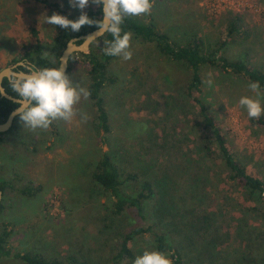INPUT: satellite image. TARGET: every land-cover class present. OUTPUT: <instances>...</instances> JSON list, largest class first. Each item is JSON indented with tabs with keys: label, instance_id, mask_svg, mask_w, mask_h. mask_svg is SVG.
<instances>
[{
	"label": "rangeland",
	"instance_id": "rangeland-1",
	"mask_svg": "<svg viewBox=\"0 0 264 264\" xmlns=\"http://www.w3.org/2000/svg\"><path fill=\"white\" fill-rule=\"evenodd\" d=\"M21 1L0 0V69L36 42L48 52L59 26L42 23V14L59 13L73 20L81 14L69 0H47L55 5L28 0L37 6L32 11L36 17L24 18L15 9ZM96 8L89 0L83 11ZM229 11L240 14L245 33L226 45L228 57L239 59L241 52L264 65V0H154L151 12L136 18L155 22L177 42L199 37L209 49L226 38L224 19ZM131 51L130 60L117 56L109 66L116 77L103 91L110 133L97 128L95 108L83 97L71 121L56 119L47 129L32 130L19 118L0 133V182H8L0 201L4 205L0 225L11 230L8 247L13 252L0 257V264H25L13 254L27 251L60 257L72 253L94 264H116L110 258L117 232L151 221L178 237L191 264H264L258 237L249 239L246 233L255 220L252 212L243 210L254 203L227 178L221 160L201 148L207 134L193 127L195 110L183 91L187 69L133 35ZM66 74L86 88L87 67L79 55ZM202 79V94L229 151L248 173L264 179V125L253 123L239 104L242 96H249L264 106V95L253 92L245 79L222 75L213 67L203 68ZM105 150L124 169L163 185V197L148 204L146 218L132 209L118 217L111 214V197L91 178L93 165ZM25 185L33 195L19 191ZM124 188L134 191L131 185ZM195 200L209 212L208 222H196L185 213ZM131 248L134 257L119 264H134L146 249H155L149 234L136 237Z\"/></svg>",
	"mask_w": 264,
	"mask_h": 264
},
{
	"label": "trees",
	"instance_id": "trees-1",
	"mask_svg": "<svg viewBox=\"0 0 264 264\" xmlns=\"http://www.w3.org/2000/svg\"><path fill=\"white\" fill-rule=\"evenodd\" d=\"M48 3L47 0H41ZM55 5V4H50ZM90 18L94 20L101 19V5H97L96 9L86 11ZM226 38L217 46L206 48L203 41L199 37H195L186 42H177L170 38L171 33L158 29L155 22H143L135 17H126L121 25L122 32H131L132 35L140 39L142 42L151 43L155 46L158 53L164 56L171 63L184 65L188 71V78L183 86L185 98L188 99L194 108V124L193 127L202 129L207 138L202 142L201 148L209 155H216L221 160V165L227 173V178L235 183L241 190V194L246 201L253 202V206L244 212H252V221L255 225L251 226V230L247 233L248 237L253 235L258 237L257 250L262 254L264 260V179L256 177L246 170L245 164L241 159L233 155L227 145L226 137L209 111L208 100L203 96L201 86L203 84L202 71L205 67H213L219 69L222 75L232 76L239 79H245L249 85L251 82H259V91H264V65L255 62L253 59L247 58L241 54L239 59H231L228 57L226 45L239 34L245 33L240 14L236 12H227L225 14ZM57 27V26H55ZM98 26L84 25L79 31H72L71 28L57 27V34L48 44V52L43 50L40 42L26 47L24 54L13 60L29 61L37 68L58 67L59 56L66 42L80 34H84ZM33 35L37 32L32 29ZM113 39L110 33L102 36L103 45L99 47L97 41L91 43L87 52L74 53L68 61L67 72L70 69V63L75 60L77 55L84 59L87 67L88 82L86 89L89 91V99L95 108V118L97 128L104 133L111 132L110 115L107 110L103 91L107 85L113 84L116 77L110 73L109 66L117 56H108L104 54V48L107 42ZM6 67V66H5ZM20 70L26 71L23 67ZM66 72V73H67ZM2 86L4 90L13 97L20 98L10 87L9 79L3 78ZM18 106V103L6 98H0V122H3L11 110ZM16 116L14 122L18 120ZM257 125H264V116L250 118ZM13 122V123H14ZM13 127H10V129ZM217 154H216V153ZM93 182L101 189V191L111 197L110 210L114 217L121 216L127 209L135 211L136 215L146 218L145 211L148 204L154 200L160 201L163 197L162 186L158 181L151 178L140 177L134 171H128L121 167L115 160L110 150L102 151L98 159L93 165L91 171ZM131 185L134 191H126L124 186ZM136 185V186H135ZM161 185V187H160ZM8 186V182H0V190L2 193ZM11 188V187H10ZM23 194L33 195V189L25 185L19 189ZM155 203V204H156ZM203 203L195 200L193 205L188 208L186 214L190 215L196 222H208L210 219L209 212L200 208ZM163 205V204H162ZM153 206V204H152ZM4 208L0 202V213ZM160 208L159 222H163V212ZM191 222V221H190ZM188 223V222H187ZM184 224V222H183ZM186 225V222H185ZM11 230L7 224L0 225V257H8L13 252L8 247ZM149 234L152 237V243L156 250L164 251L170 254L173 264H191L183 253L180 240L174 235L168 234L162 230L154 221L145 222L142 225L136 224L125 231H118L116 234V250L112 254L110 260L119 264L123 260L133 258L132 244L136 237ZM249 237V239H250ZM14 257L21 259L25 264H94L91 260L80 257L72 253L63 256H46L38 252L27 251L24 253L15 252Z\"/></svg>",
	"mask_w": 264,
	"mask_h": 264
},
{
	"label": "clouds",
	"instance_id": "clouds-1",
	"mask_svg": "<svg viewBox=\"0 0 264 264\" xmlns=\"http://www.w3.org/2000/svg\"><path fill=\"white\" fill-rule=\"evenodd\" d=\"M72 7L79 8L81 14L78 19H69L65 15L53 13L42 14V23H48L62 28H71L79 31L84 25H97L98 32L90 35L87 42L92 43L98 36L110 33L113 39L107 42L104 54L108 56H119L124 60L132 58L131 32H122L121 25L126 17L142 16L151 12L154 0H92V3L101 5L103 18L94 20L83 11L89 0H69ZM26 71L11 72L8 74L11 89L21 98L17 101L20 107L17 109L21 121L25 127L32 130L47 129L51 122L56 119L71 121L76 115V105L81 98L87 99L89 91L73 83L66 74L65 68L60 62L58 67L37 68L34 65L25 64ZM211 80L208 81L211 84ZM249 88L259 94V82H251ZM239 104L246 108L251 118L258 119L264 113L258 98L242 96ZM85 120L87 116L83 117ZM134 264H173L170 254L164 251L152 249L145 250L138 255Z\"/></svg>",
	"mask_w": 264,
	"mask_h": 264
},
{
	"label": "water",
	"instance_id": "water-1",
	"mask_svg": "<svg viewBox=\"0 0 264 264\" xmlns=\"http://www.w3.org/2000/svg\"><path fill=\"white\" fill-rule=\"evenodd\" d=\"M102 18H103V8L101 6V19ZM97 32H98V27L94 28V29H92V30H90L84 34H80L78 36H74V37L70 38L66 42V44H65V46H64V48H63V50L59 56L58 66H59L60 62H62L63 66L65 68V72H67L68 61H69L70 56L74 53L87 52L90 45H91V43L87 42V38L90 35L96 34ZM102 36H98L95 39V41L98 42L99 47H102V45H103ZM20 65L24 66V63L22 61H18V62L14 63L10 66H6V67L0 69V97H4V98L9 99V100L16 102V103H18L17 101H19L21 98H16V97H13L10 94H8L2 86V81H3V78H8V74L11 72H23V70H17V67ZM19 107H20V105L18 103V106L10 111L7 118L3 122H0V133L5 132V131L10 129V127L12 126V124L14 122V119L16 118V116H18L17 109ZM1 197H2V190H0V201H1Z\"/></svg>",
	"mask_w": 264,
	"mask_h": 264
},
{
	"label": "crops",
	"instance_id": "crops-1",
	"mask_svg": "<svg viewBox=\"0 0 264 264\" xmlns=\"http://www.w3.org/2000/svg\"><path fill=\"white\" fill-rule=\"evenodd\" d=\"M37 1V0H36ZM15 9L17 10V12H19V14H21L24 18H33V17H36L34 14H32V11L34 9H37V6L36 4H34L32 1H28V0H23L21 1L20 3H18L16 6H15ZM24 11H29L31 13L29 14H23ZM20 15V16H21ZM18 15H16L17 17ZM18 18V17H17Z\"/></svg>",
	"mask_w": 264,
	"mask_h": 264
},
{
	"label": "flooded vegetation",
	"instance_id": "flooded-vegetation-1",
	"mask_svg": "<svg viewBox=\"0 0 264 264\" xmlns=\"http://www.w3.org/2000/svg\"><path fill=\"white\" fill-rule=\"evenodd\" d=\"M19 61H22V62L24 63V65H25V64H31L29 61H26V60H19ZM16 62H18V61H16ZM16 62H15V63H16ZM13 64H14V63H13ZM11 65H12V64H11ZM31 65H32V64H31ZM20 67H23V68L25 69L24 66H21V65H20V66L17 67V70H20ZM7 79H8V78H7ZM0 98H4V97H0Z\"/></svg>",
	"mask_w": 264,
	"mask_h": 264
}]
</instances>
